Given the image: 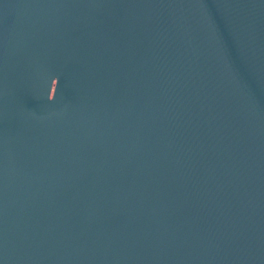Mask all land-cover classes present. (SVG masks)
I'll use <instances>...</instances> for the list:
<instances>
[{
  "label": "water",
  "instance_id": "obj_1",
  "mask_svg": "<svg viewBox=\"0 0 264 264\" xmlns=\"http://www.w3.org/2000/svg\"><path fill=\"white\" fill-rule=\"evenodd\" d=\"M57 0H0V49Z\"/></svg>",
  "mask_w": 264,
  "mask_h": 264
}]
</instances>
